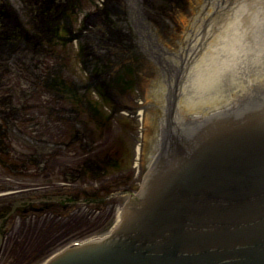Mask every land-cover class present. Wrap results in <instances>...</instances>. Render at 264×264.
Masks as SVG:
<instances>
[{
    "label": "water",
    "instance_id": "water-1",
    "mask_svg": "<svg viewBox=\"0 0 264 264\" xmlns=\"http://www.w3.org/2000/svg\"><path fill=\"white\" fill-rule=\"evenodd\" d=\"M170 139L112 234L46 264H264V97Z\"/></svg>",
    "mask_w": 264,
    "mask_h": 264
},
{
    "label": "rangeland",
    "instance_id": "rangeland-1",
    "mask_svg": "<svg viewBox=\"0 0 264 264\" xmlns=\"http://www.w3.org/2000/svg\"><path fill=\"white\" fill-rule=\"evenodd\" d=\"M121 1L124 6L130 3L131 6L125 12L122 9L119 22L113 23V26L118 28L120 35H122L121 46L119 50L106 54L109 64L105 65H107L106 68L109 73L111 69L116 74L118 69L125 64L126 68L135 76V80L132 88L129 86L130 82L126 79L122 80L120 89L117 88L118 92L122 93L120 102L124 107H118L117 113L113 110L115 114L111 116V122L107 130L103 132V136L99 137L98 134H95V131H93L94 124L89 126V124L84 123L82 115V118H80V115L74 118L75 113L72 115V112L69 111L72 105L71 100L62 90L51 87L50 93L52 96L41 99L40 126L45 133L44 136L48 138L49 149H53L52 156H57L58 163H61L60 161L75 162L84 157H89V160H91L95 154L108 155L112 153V156L116 158L121 157L119 165L112 167L113 172L106 167L104 173L96 175L94 180L85 179V183L90 181L88 185L91 192H96L100 188L98 194L105 196L104 200L97 202L90 200L88 203L79 202L69 212L65 211L64 215H58L55 219V221L64 225L63 230L70 227L75 229L74 231L85 232L86 237L84 238L110 231L112 225L118 221L120 211L128 199V195L124 190H127V192L130 190L132 192L138 191L143 186L144 178L147 173L149 174L157 155L156 140L160 138L162 132L166 131V128L168 129V124L161 117L163 107L166 104V100L162 96L166 92H164L165 90L160 91V89L166 84L169 76L170 80L173 79L175 70L171 67L168 69L167 59L177 62L178 59L175 55H178L181 51L184 46L183 42L187 41L185 39L190 33V30L185 31L187 27L185 23L189 24L191 19H198L185 0L176 3L170 0L172 3L169 13L164 10L162 0ZM89 25L91 26V24ZM74 29H76L75 26ZM89 32L93 37L92 43L97 42L98 36L95 29L89 27ZM61 46V44H57L56 49L59 50ZM73 65L74 69L70 74L68 72L71 69L67 70V73L65 71L62 73V76L65 77L62 82L67 86L86 83L90 72L81 67L82 65H79V63L77 66L74 62ZM240 66H243V64ZM57 68L60 74L63 69L58 65ZM124 68L123 66L122 71H124ZM59 74L57 73V75ZM230 81L227 84L228 93H238V84L235 82L230 84ZM63 83L58 86L62 87ZM169 84H172V81ZM51 88L46 87V90L49 91ZM236 96L238 95L236 94L234 97ZM234 97L233 99H235ZM167 100L168 103L172 102L171 94ZM50 102L52 110L46 112V107ZM98 107H101L104 115L109 112L102 104H98ZM168 107L171 108L169 104ZM204 107L203 105L202 113H199L201 117L202 115H208ZM233 109H235V106L229 108V110ZM112 113L110 111V115ZM188 114H191L190 110L179 112L180 116L184 115L186 117L185 121L191 119ZM74 127L82 131L80 138L75 137ZM149 136H152L150 140ZM72 137H75L73 142H71ZM147 139L148 142H146ZM63 141L69 142V150L73 149L75 151L66 149L62 145ZM56 149H59V152H54ZM65 150L68 151L64 152ZM149 153H153V159H150ZM120 167L122 169L119 171ZM50 175L51 178H45V184L56 180H59V182L65 180L64 173L60 169L55 173L56 177ZM79 182L84 183L83 179ZM120 188L121 190H119ZM114 192L119 193L120 196H114L116 195ZM49 219V214L44 217H36V220L41 222L40 224H43L44 221L50 223ZM32 224L36 223L33 222ZM43 228L49 231L51 224L44 225ZM58 231L60 230L58 229ZM13 233L16 234L17 232L14 231ZM50 235L52 234L50 233ZM66 239L64 237L63 240L59 239L60 247L80 238L73 235ZM19 240H21V237H19ZM60 247L48 249V253H46L48 255L46 256L52 255ZM40 262L42 261L38 263L40 264ZM6 263L7 258L3 257L0 264Z\"/></svg>",
    "mask_w": 264,
    "mask_h": 264
},
{
    "label": "bare ground",
    "instance_id": "bare-ground-1",
    "mask_svg": "<svg viewBox=\"0 0 264 264\" xmlns=\"http://www.w3.org/2000/svg\"><path fill=\"white\" fill-rule=\"evenodd\" d=\"M209 3L177 55L179 64L167 60L175 75L172 80L168 77L160 91L168 92L162 96L166 102L171 94L173 115L168 108L164 116V122L171 126L182 122L178 112L199 114L204 105L206 112L217 110L208 115L211 118L264 97V0ZM229 81L238 84V93H228ZM236 94L239 97H234ZM164 136L162 133L159 146Z\"/></svg>",
    "mask_w": 264,
    "mask_h": 264
},
{
    "label": "flooded vegetation",
    "instance_id": "flooded-vegetation-1",
    "mask_svg": "<svg viewBox=\"0 0 264 264\" xmlns=\"http://www.w3.org/2000/svg\"><path fill=\"white\" fill-rule=\"evenodd\" d=\"M83 0H0V9L4 12L3 17L0 19V80L1 74L5 71H16L20 73V69L23 71L27 67L31 70L36 68V63L31 62L32 58L28 59V63L24 64L26 61L25 55L36 57L37 53H40V41H41V28L32 26L37 22H48L54 24L56 22L62 21L65 16V13L59 12L61 9H70L82 5ZM29 11V12H28ZM19 25L21 30L18 28ZM15 33H21V37L16 39L12 44L20 45V48L11 49L7 48V39L13 36ZM20 66V67H19ZM19 69V70H18ZM19 90L22 94V86L14 85L12 92V97L15 99H23L21 95H15V92ZM11 96H0V105L7 102ZM11 115L16 120L25 119L20 117L22 113L16 112ZM0 152L6 154V149H4L5 143H11L12 137L22 134L25 136V132L28 128L26 127H15L10 121L8 126H4V120L0 118ZM3 134V135H1ZM4 134L6 137L4 138ZM32 141L28 144L29 149H22L14 154L16 157L15 162L23 166H32L34 167L37 163L41 161V146H36V142L40 139L33 138ZM35 198V195L29 193H23L20 195L19 199L25 201L22 205L26 208L23 209L25 212H28L33 209L34 205L32 203ZM6 203L5 200L0 203V212L2 209H5ZM15 205V204H13Z\"/></svg>",
    "mask_w": 264,
    "mask_h": 264
}]
</instances>
